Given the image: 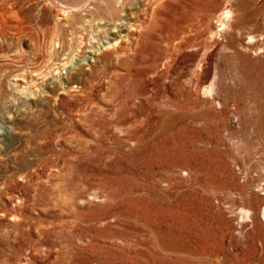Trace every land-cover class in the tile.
Listing matches in <instances>:
<instances>
[{
    "label": "rangeland",
    "instance_id": "rangeland-1",
    "mask_svg": "<svg viewBox=\"0 0 264 264\" xmlns=\"http://www.w3.org/2000/svg\"><path fill=\"white\" fill-rule=\"evenodd\" d=\"M127 9L99 55L0 0V264H264V0Z\"/></svg>",
    "mask_w": 264,
    "mask_h": 264
},
{
    "label": "bare ground",
    "instance_id": "bare-ground-1",
    "mask_svg": "<svg viewBox=\"0 0 264 264\" xmlns=\"http://www.w3.org/2000/svg\"><path fill=\"white\" fill-rule=\"evenodd\" d=\"M116 1L120 2V7L123 8L121 15L116 14L112 7L114 0H84L72 6L65 5L58 0H53V3L58 9L57 20H67L69 24H77L82 42L85 36H88L90 44H100V42L103 41L101 47L94 50V53L97 54L98 51L107 52L110 49L121 51L125 45H127V41L132 37L134 38L142 27L139 24V17L132 12L134 9L128 14L130 18H126L127 15L125 12L128 11L127 0ZM226 9L227 8H225V10ZM230 14L231 11L226 10L220 15V26L225 25L230 18ZM77 19L79 23L76 22ZM125 31L127 34L122 36ZM259 40L257 36H249L248 38L249 44L251 45L259 43ZM98 54L100 55V52ZM66 65H68V62L63 63L61 66L64 67ZM58 69L59 68H56V70ZM23 80L27 81L25 77H23ZM27 89L28 86H25L20 89V91L24 92Z\"/></svg>",
    "mask_w": 264,
    "mask_h": 264
}]
</instances>
